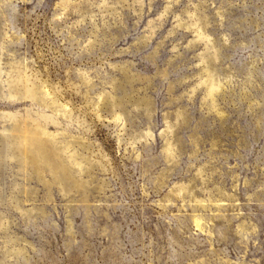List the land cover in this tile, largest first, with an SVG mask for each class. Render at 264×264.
I'll list each match as a JSON object with an SVG mask.
<instances>
[{
    "label": "rangeland",
    "instance_id": "rangeland-1",
    "mask_svg": "<svg viewBox=\"0 0 264 264\" xmlns=\"http://www.w3.org/2000/svg\"><path fill=\"white\" fill-rule=\"evenodd\" d=\"M0 264H264V0H0Z\"/></svg>",
    "mask_w": 264,
    "mask_h": 264
}]
</instances>
